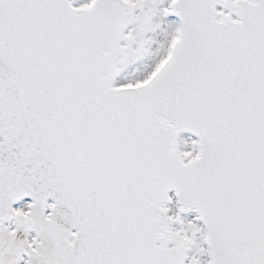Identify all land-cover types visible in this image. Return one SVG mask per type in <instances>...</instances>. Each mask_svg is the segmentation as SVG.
<instances>
[{"label":"snow or ice","instance_id":"snow-or-ice-1","mask_svg":"<svg viewBox=\"0 0 264 264\" xmlns=\"http://www.w3.org/2000/svg\"><path fill=\"white\" fill-rule=\"evenodd\" d=\"M0 264H264V0H0Z\"/></svg>","mask_w":264,"mask_h":264}]
</instances>
